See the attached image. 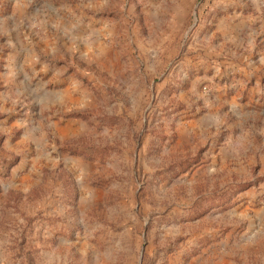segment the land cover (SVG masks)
<instances>
[{
    "label": "rangeland",
    "instance_id": "374dc122",
    "mask_svg": "<svg viewBox=\"0 0 264 264\" xmlns=\"http://www.w3.org/2000/svg\"><path fill=\"white\" fill-rule=\"evenodd\" d=\"M0 264H264V0H0Z\"/></svg>",
    "mask_w": 264,
    "mask_h": 264
},
{
    "label": "crops",
    "instance_id": "0c3cea01",
    "mask_svg": "<svg viewBox=\"0 0 264 264\" xmlns=\"http://www.w3.org/2000/svg\"><path fill=\"white\" fill-rule=\"evenodd\" d=\"M237 27H238V24L234 23V21L231 20L228 23V25L224 26L223 32L226 34V39L229 42H232V43L236 42L237 44H242V46H243L244 39L242 37L244 34H248V31H243V30H245L244 26L242 28H237ZM235 32L239 35L238 37L233 35V33H235Z\"/></svg>",
    "mask_w": 264,
    "mask_h": 264
}]
</instances>
